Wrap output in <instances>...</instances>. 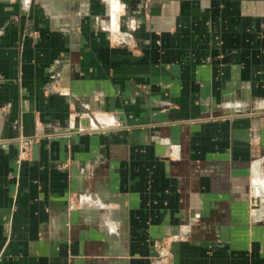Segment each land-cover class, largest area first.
Returning a JSON list of instances; mask_svg holds the SVG:
<instances>
[{"label": "crops", "instance_id": "0c3cea01", "mask_svg": "<svg viewBox=\"0 0 264 264\" xmlns=\"http://www.w3.org/2000/svg\"><path fill=\"white\" fill-rule=\"evenodd\" d=\"M156 240L264 264V0H0V264Z\"/></svg>", "mask_w": 264, "mask_h": 264}, {"label": "built area", "instance_id": "2783aa9c", "mask_svg": "<svg viewBox=\"0 0 264 264\" xmlns=\"http://www.w3.org/2000/svg\"><path fill=\"white\" fill-rule=\"evenodd\" d=\"M23 151L22 155L24 158L25 156L29 155V149L33 144L31 139H27L23 141ZM154 249H155V259L159 264H173L172 263V253L170 250V242L166 240H156L154 242Z\"/></svg>", "mask_w": 264, "mask_h": 264}, {"label": "clouds", "instance_id": "9594fccd", "mask_svg": "<svg viewBox=\"0 0 264 264\" xmlns=\"http://www.w3.org/2000/svg\"><path fill=\"white\" fill-rule=\"evenodd\" d=\"M24 4H25V7H26L27 4H28V0H24Z\"/></svg>", "mask_w": 264, "mask_h": 264}]
</instances>
